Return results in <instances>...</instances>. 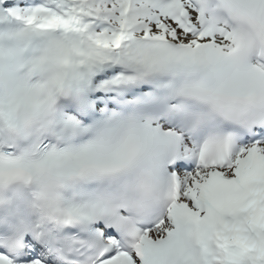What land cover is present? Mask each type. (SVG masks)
Returning <instances> with one entry per match:
<instances>
[{
  "label": "snow or ice",
  "instance_id": "snow-or-ice-1",
  "mask_svg": "<svg viewBox=\"0 0 264 264\" xmlns=\"http://www.w3.org/2000/svg\"><path fill=\"white\" fill-rule=\"evenodd\" d=\"M0 264H264V0H0Z\"/></svg>",
  "mask_w": 264,
  "mask_h": 264
}]
</instances>
